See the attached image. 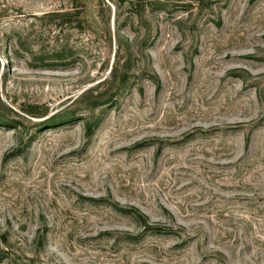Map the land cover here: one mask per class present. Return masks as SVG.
<instances>
[{
  "label": "rangeland",
  "instance_id": "374dc122",
  "mask_svg": "<svg viewBox=\"0 0 264 264\" xmlns=\"http://www.w3.org/2000/svg\"><path fill=\"white\" fill-rule=\"evenodd\" d=\"M131 1L0 0V264H264V0Z\"/></svg>",
  "mask_w": 264,
  "mask_h": 264
},
{
  "label": "trees",
  "instance_id": "16d2710c",
  "mask_svg": "<svg viewBox=\"0 0 264 264\" xmlns=\"http://www.w3.org/2000/svg\"><path fill=\"white\" fill-rule=\"evenodd\" d=\"M143 1H146V0H143ZM132 2V5L135 6H140L143 8V10L146 9V6L144 5H138V4H141L140 1H136L134 2V0L131 1ZM135 6V7H136ZM141 13H138V15H140ZM73 16L72 13H66V14H63L61 15L62 17V21L63 22H69V21H64V20H70V18ZM55 61H53L54 63ZM63 62V61H62ZM55 64V63H54ZM66 122H64L63 124H65ZM92 124L90 123L89 124V127H88V132L89 134L91 133L92 131ZM136 218H137V221L139 222V224L141 226H143V231H144V234H149L151 236H170L172 234V231L171 229H167V228H164V227H158V226H151L148 224L147 222V218L145 215H143L142 213H140L139 211H136ZM138 238L134 237V236H131L128 240L129 242H134L135 240H137ZM1 254V253H0Z\"/></svg>",
  "mask_w": 264,
  "mask_h": 264
}]
</instances>
